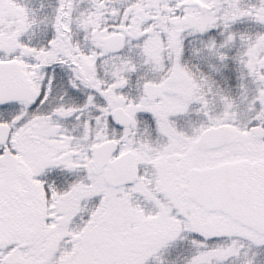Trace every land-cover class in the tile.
<instances>
[{
	"label": "snow or ice",
	"instance_id": "6c2138e0",
	"mask_svg": "<svg viewBox=\"0 0 264 264\" xmlns=\"http://www.w3.org/2000/svg\"><path fill=\"white\" fill-rule=\"evenodd\" d=\"M0 264H264V0H0Z\"/></svg>",
	"mask_w": 264,
	"mask_h": 264
}]
</instances>
